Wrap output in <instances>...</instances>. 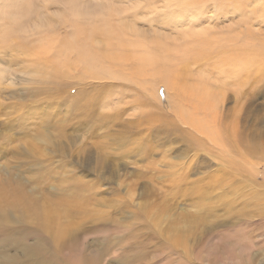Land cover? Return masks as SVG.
Here are the masks:
<instances>
[{
    "label": "rangeland",
    "instance_id": "rangeland-1",
    "mask_svg": "<svg viewBox=\"0 0 264 264\" xmlns=\"http://www.w3.org/2000/svg\"><path fill=\"white\" fill-rule=\"evenodd\" d=\"M84 44L110 56L84 67ZM13 239L60 264H264V0H0Z\"/></svg>",
    "mask_w": 264,
    "mask_h": 264
},
{
    "label": "bare ground",
    "instance_id": "bare-ground-1",
    "mask_svg": "<svg viewBox=\"0 0 264 264\" xmlns=\"http://www.w3.org/2000/svg\"><path fill=\"white\" fill-rule=\"evenodd\" d=\"M93 32L94 31L91 32L92 36L94 34H96V32L94 34H93ZM102 34L103 33L101 31V34L100 35H102ZM92 36H88V37L91 38ZM96 36H98V34H96ZM105 38H106V36L104 37V39ZM107 39H106V41H107ZM112 42H114V41H112ZM73 43H74V41H73ZM73 43L70 44V42H68V44L70 46H73ZM92 43H93V40H92ZM104 43H106V42H104ZM115 43H117L118 45H122L121 43H118V42H115ZM105 45H107V44H105ZM107 46L109 47V45H107ZM89 47L90 46H87L86 44H84L83 49L81 50V53L80 52L78 53V61L81 62L84 65V67H87V66H90V65L96 67L105 58H107V57L110 56V55H107L106 53L105 54L103 53L104 49H106V48H104L103 50L101 49L102 52H98V54L96 52H94L95 55H93V54L90 55L91 52H92V50L90 52L89 51ZM109 50H110V48H109ZM120 51H122V50H120ZM120 51L118 50L117 52H120ZM117 52H116V55H117ZM127 53H126V55H127ZM114 55L115 54H113L112 57ZM118 59L120 60V58H118ZM115 61H117V59ZM94 63H96V65H94ZM150 63L151 64H146V65H149V66L154 65V67L155 66H160L161 65V59L160 58H156V60H155V58H152ZM90 69H91V67H90ZM93 69H91V70H93ZM154 70H156L157 71V74H158V77L156 79L157 81H166V78H167V70H162V69H159L158 67H155ZM91 72L93 74H97V71H91ZM41 220H42L43 223L47 224L46 223V220L44 218L41 219ZM52 235H54V233H52ZM54 236L56 238L61 237L62 236V233H56ZM41 246H42V244L41 243H38V242L37 243H29L27 241H22V240H18V239H13L12 242L3 243L2 246H0V256H1L0 257V264H34L32 262V258L33 257H36L37 258L36 264H60V262L58 261L57 257L54 254H49V253L44 252Z\"/></svg>",
    "mask_w": 264,
    "mask_h": 264
}]
</instances>
